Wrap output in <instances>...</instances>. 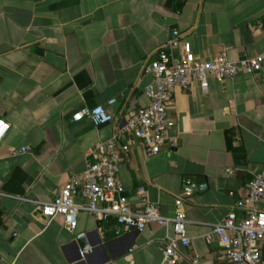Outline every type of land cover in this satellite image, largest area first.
I'll return each instance as SVG.
<instances>
[{
	"label": "crops",
	"instance_id": "obj_1",
	"mask_svg": "<svg viewBox=\"0 0 264 264\" xmlns=\"http://www.w3.org/2000/svg\"><path fill=\"white\" fill-rule=\"evenodd\" d=\"M176 30L202 60L225 47L233 61L262 54L264 0H0V120L10 125L0 142V264H72L76 236L92 230L106 248L90 264H123L130 249L136 264H163L172 222L121 230L113 218L80 209L69 230L62 216L48 222L41 207L96 161L92 150L113 136L116 120L149 104L146 64L170 51ZM208 82L206 93L197 83L176 90L169 110L175 147L149 155L134 140L120 162L119 181L135 210L140 188L164 216L191 189L183 199L192 243L178 242L177 264H234L206 235L230 211L244 216L236 204L264 171V68ZM97 105L115 121L72 119ZM76 202L86 205L82 197Z\"/></svg>",
	"mask_w": 264,
	"mask_h": 264
},
{
	"label": "built area",
	"instance_id": "obj_2",
	"mask_svg": "<svg viewBox=\"0 0 264 264\" xmlns=\"http://www.w3.org/2000/svg\"><path fill=\"white\" fill-rule=\"evenodd\" d=\"M170 51L159 50L156 56L146 64V72L152 75V82L145 88L149 97L148 105L132 111L123 122L114 117L103 105L93 108L84 107L73 116L74 121L89 119L95 126L115 121L113 136L107 141L98 142L93 150L96 161L89 163L84 172L73 175L60 188L52 202L41 207V213L48 222L57 216L64 218L69 230L77 225L80 209L87 210L95 218L104 222L113 218L121 230H143L147 224L164 226L174 224L175 237L170 238L163 248V264H177L181 256L178 242L191 245L186 233L187 220L184 212V196L191 189L176 197L175 211L172 216L160 213L158 205L152 202L143 188L139 189L141 209L135 210L125 196L119 181L120 162L134 147V140H140L149 155L162 151L163 147L176 146V140L170 136L175 120L170 114V106L175 100L177 89L188 90L198 84L206 93L209 78L222 83L240 74L255 75L264 68V53L238 61L228 57L229 47H225L212 60H202L196 56L192 43L183 38V34L174 31L168 42ZM10 128L9 123L0 120V142ZM23 149L22 151H26ZM86 201L81 208L76 199ZM264 171L258 173L250 184L245 198L238 201L236 207L243 210L244 216L238 218L230 211L226 218L212 226L206 235L210 242L216 237L222 246V257L234 264H262V244L264 243ZM119 233V232H118ZM133 249L125 254L123 264H136L132 258ZM81 256L84 253L81 252ZM195 262L197 260L195 259Z\"/></svg>",
	"mask_w": 264,
	"mask_h": 264
},
{
	"label": "water",
	"instance_id": "obj_3",
	"mask_svg": "<svg viewBox=\"0 0 264 264\" xmlns=\"http://www.w3.org/2000/svg\"><path fill=\"white\" fill-rule=\"evenodd\" d=\"M74 244H77L78 257L71 262L72 264L83 258L85 262L90 264L91 258L106 248V245L103 244V240L98 236L97 230L79 234L76 236ZM81 252H86L87 254L82 257Z\"/></svg>",
	"mask_w": 264,
	"mask_h": 264
}]
</instances>
